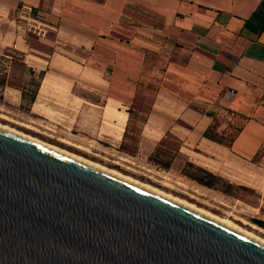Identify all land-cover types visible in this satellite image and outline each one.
I'll list each match as a JSON object with an SVG mask.
<instances>
[{"label":"crops","instance_id":"crops-1","mask_svg":"<svg viewBox=\"0 0 264 264\" xmlns=\"http://www.w3.org/2000/svg\"><path fill=\"white\" fill-rule=\"evenodd\" d=\"M262 2L0 0V51L14 47L28 67L44 72L43 79L49 74L57 78L40 100L41 80L29 105L33 113L48 108L63 111L76 124L100 130L105 105L110 100L118 104L128 115L121 147L129 133L125 102L108 94L95 101L89 92L105 84L98 79L95 46L109 37L133 39L150 54L148 60L142 58L140 72L147 70L158 80L139 133V150L154 152L165 142L174 148L173 161L185 159L229 184L232 191L264 203V32L256 35L244 28ZM26 8L36 10L42 30L38 40L50 52L34 50L27 43ZM69 78L72 83L66 81ZM38 101L40 110L34 111ZM226 109L236 114L229 115ZM225 115L232 124L231 117L245 118L231 147L203 137L212 118L223 121ZM226 128L222 122L219 131Z\"/></svg>","mask_w":264,"mask_h":264},{"label":"water","instance_id":"water-1","mask_svg":"<svg viewBox=\"0 0 264 264\" xmlns=\"http://www.w3.org/2000/svg\"><path fill=\"white\" fill-rule=\"evenodd\" d=\"M0 264H264V244L0 128Z\"/></svg>","mask_w":264,"mask_h":264},{"label":"rangeland","instance_id":"rangeland-1","mask_svg":"<svg viewBox=\"0 0 264 264\" xmlns=\"http://www.w3.org/2000/svg\"><path fill=\"white\" fill-rule=\"evenodd\" d=\"M49 36L52 38L53 33ZM26 38L32 49L50 52L48 46L39 42L37 33L28 32ZM8 47L0 51V82H6L4 85L0 83L1 124L156 187L211 214L228 218L239 227L264 239V228L252 222V219L264 221L263 201L251 194L232 191L229 184L211 179L185 159L173 161L174 148L165 142L154 152L139 150V133L147 120L158 80L150 77L151 73L146 72L147 70L140 72L142 58L148 60L150 54L145 53L133 39L124 41L109 37L95 46L93 59L96 68L100 70V74H96L99 75L98 79H103L100 83L105 84L103 89L97 88L89 92L95 101L101 94H108L113 99L125 102L122 105L130 113L129 133L126 146L121 147L119 143L113 145L100 136L97 126L76 124V120L68 118L63 111L56 112L48 108L47 111L42 110L36 114L27 109L30 105L28 95L34 90L36 83H33L22 53L14 47ZM38 73L36 72L37 75ZM66 81L72 83L70 78ZM22 92L26 95L25 98L22 97ZM231 118L235 123L227 120V115L223 119L227 133L233 131L231 126L239 127L244 122L241 118ZM172 162V167L165 169ZM187 175H196L205 182H212L213 187L207 189L208 187H203L204 185Z\"/></svg>","mask_w":264,"mask_h":264},{"label":"bare ground","instance_id":"bare-ground-1","mask_svg":"<svg viewBox=\"0 0 264 264\" xmlns=\"http://www.w3.org/2000/svg\"><path fill=\"white\" fill-rule=\"evenodd\" d=\"M52 83H57V78H55L54 75H50L49 74L43 79L41 92H40V100L42 99L43 96H45L48 93L49 88L52 86ZM40 103L41 102L38 101L34 105V107H33L34 111H39L40 110V107H41ZM127 119H128L127 113L123 109H120L118 104H116L114 101L110 100L107 103V105H105V108H104L102 123H101V127H100V130H99L100 136H103V138H105V140L109 141L113 145H117L120 142V140L122 139L123 133L125 131ZM0 128L3 129V130L9 131L11 133L17 134L19 136H22V137H24V138H26V139H28V140H30L32 142H35L37 144H40V145L45 146L47 148H50V149H52L54 151H57L59 153H62V154L67 155L69 157H72L74 159H77V160H79L81 162H84L86 164H89L91 166L99 168L101 170H104V171H106L108 173L116 175V176H118L120 178H123V179H125L127 181H130V182H132L134 184H137V185H139L141 187H144V188H146L148 190L156 192V193H158L160 195H163V196H165V197H167V198H169V199H171V200H173V201H175L177 203H180V204H182V205H184V206H186V207H188V208H190V209H192V210H194V211H196L198 213H201V214H203V215H205V216H207V217H209V218H211V219H213V220H215V221H217L219 223H222V224H224V225H226V226H228V227H230V228H232V229H234V230H236V231H238V232H240V233H242V234H244V235H246V236H248V237H250V238H252V239H254V240L258 241V242H260V243H262V244H264V239H262V238L256 236L255 234H253V233H251V232L239 227L238 225H236L233 221L229 220L228 218H222V217L216 216L214 214H211L210 212H208L206 210H203L201 208H198V207L188 203L185 200H182V199H180L178 197H174L171 194L165 193V192L159 190L156 187H153L151 185L142 183V182H140L138 180H135V179H133V178H131L129 176L120 174V173H118L115 170L102 167V166H100L97 163H94V162H91L89 160H86V159H84V158H82L80 156H77V155H75L73 153L65 151V150H63L61 148H58L56 146H53V145H50L48 143L42 142V141H40V140H38V139H36L34 137H31V136H29L27 134H24V133L20 132V131H16V130L12 129L8 125H4V124L0 123ZM62 142H66V141H62ZM66 143L71 144L69 142H66ZM253 228H256V226H253Z\"/></svg>","mask_w":264,"mask_h":264},{"label":"trees","instance_id":"trees-1","mask_svg":"<svg viewBox=\"0 0 264 264\" xmlns=\"http://www.w3.org/2000/svg\"><path fill=\"white\" fill-rule=\"evenodd\" d=\"M21 9V7H19V10ZM32 9V16L35 17L36 16V10L34 8ZM244 28L247 30L252 31L253 33H255L256 35H261L264 32V2H262L252 13V15L245 21L244 23ZM28 71L30 73V75L33 78V83H36L35 88L33 91H31L30 95H28L29 98V102L30 104L34 102L36 95H37V91L39 88V85L41 83V80L44 77V72L41 71L38 73V75L36 74L35 70H33L31 67H27ZM37 76V77H36ZM0 83H6L5 80H2ZM22 97L25 98L26 95L24 94V92H22ZM29 109V108H27ZM227 114L232 115V114H236L230 110L226 109ZM241 119L245 120L244 117L240 116ZM212 121V124L208 127V129L203 133V137L218 143L220 145H225L227 147H231L232 143L234 142L235 138L240 134V132L242 131V126L239 127H235V126H231L233 131L231 133H227L226 131H219V127L222 124V119H220L219 116H214ZM170 168V164L165 166V169H169ZM200 172L204 173L205 175H207L208 177H210L211 179H218L215 176H213L210 173L207 172H203L202 170L198 169ZM189 176L191 179L197 181L199 184L204 185L208 188H212L213 187V183H208L205 182L202 179H199L196 175H187ZM252 222L257 225V226H262V223H264V221L258 220V219H252Z\"/></svg>","mask_w":264,"mask_h":264},{"label":"built area","instance_id":"built-area-1","mask_svg":"<svg viewBox=\"0 0 264 264\" xmlns=\"http://www.w3.org/2000/svg\"><path fill=\"white\" fill-rule=\"evenodd\" d=\"M23 19L26 20L29 32L37 33L38 35L41 34L40 25L35 17L32 16V9L26 8L24 10Z\"/></svg>","mask_w":264,"mask_h":264}]
</instances>
